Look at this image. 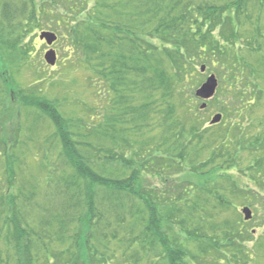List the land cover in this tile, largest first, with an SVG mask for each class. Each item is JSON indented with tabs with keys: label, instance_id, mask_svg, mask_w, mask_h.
Returning <instances> with one entry per match:
<instances>
[{
	"label": "trees",
	"instance_id": "trees-1",
	"mask_svg": "<svg viewBox=\"0 0 264 264\" xmlns=\"http://www.w3.org/2000/svg\"><path fill=\"white\" fill-rule=\"evenodd\" d=\"M43 28L98 55L80 63L121 98L107 130L12 79ZM196 64L219 79L217 126L176 114ZM116 69L125 78L114 83ZM11 110L46 120L61 152L40 160L45 182L21 177L0 126V264H264V233L249 230L264 226V0H0V121Z\"/></svg>",
	"mask_w": 264,
	"mask_h": 264
},
{
	"label": "rangeland",
	"instance_id": "rangeland-1",
	"mask_svg": "<svg viewBox=\"0 0 264 264\" xmlns=\"http://www.w3.org/2000/svg\"><path fill=\"white\" fill-rule=\"evenodd\" d=\"M44 31L58 33L51 31V28H43L35 34L36 37L34 42H32L31 37H29L27 42L32 44L33 48L31 52L32 65L27 66L23 73L19 72V77H16L17 75L15 74V77L12 79L21 82V86L26 89L27 96L34 95L40 102L42 99H45L44 102L46 100L49 102L51 101L52 106H58L64 114V117H68L69 120H85L88 122V124H86L88 127L98 128L103 125V130H107L106 124L111 123L109 117L116 113V109L114 108L117 107L116 104L121 98L113 95V92L109 89L110 84L104 79H101L100 75L95 74L87 67L85 68L81 65L80 61L86 59L85 55L83 54L84 56H82L76 49L72 48L69 41L63 39L60 33L57 34L59 36L58 42L53 46V49L57 51L59 57L58 62L56 66L48 65L44 60V56L49 47H47L45 42L39 40V35ZM84 37L85 31L82 30L81 33L77 34L75 41L79 43L83 42ZM115 47L118 46L116 45ZM106 50H109V48ZM87 56L88 59H86V61L98 58V55L92 56L88 54ZM113 57L114 54L106 59L113 61ZM201 65L202 64H196L195 69L197 72L191 73L192 77L187 79V83L184 86L186 87L184 97L179 96L176 92L173 100L178 108L176 109V114L188 117L191 115L189 112L190 110L196 116H198L197 112H199L202 126L213 127L211 121L213 115L216 113V109L213 108V97L210 100H203L197 97L199 89H201L207 79L213 75V66L211 64H205L204 66H207L208 69L202 73L203 66ZM113 72H116L113 73V77L115 78L112 77L114 83L117 82L118 77L125 78L119 69ZM119 83L122 84L123 87L125 86V82L119 81ZM182 102L192 103L190 106L192 109L188 107L187 104L183 107L181 105ZM204 104H207V107L202 109L201 107ZM118 108L122 109V106L117 107V109ZM117 111L119 113V110ZM33 124L36 125L34 137H28L26 133L29 132L28 129L31 128ZM0 126H3L8 133L7 140L5 141H2V135H0V142L7 143V147L2 150L3 155L7 150L8 154L15 156L16 164H19V166H17V171L21 177H25V175L32 177V175L34 176V174H37V179H35V181L37 183L45 182L44 178L46 176V171L40 160L43 159L44 155H48L50 159L52 158L54 160V157L56 156L57 158V154L61 152L60 147H52L50 144L51 141H48L52 130L51 125L46 120L35 122L34 118L21 117L18 119L14 111L11 110L7 118L4 119V121H0ZM115 139L116 136L114 139L110 140L114 141ZM14 140L18 143L17 148H15L16 144ZM94 140L95 142L97 141L96 138ZM205 141L210 144L209 150H213V136H211L210 133L205 136ZM101 143L104 144L103 142ZM27 157L34 166H29L26 160ZM1 160L2 158H0V177L4 176V171L8 165L1 163ZM172 174L175 175L176 172L172 171ZM169 182L167 186L174 188V182ZM179 182L185 184L184 180ZM155 184L160 185L159 183ZM173 191L172 189V194L174 193ZM193 198H195V201H200L202 199L200 194L193 195ZM184 202L179 203V205L180 208L183 209V214L187 216V206L189 204ZM208 209L212 211L213 205H210ZM259 221H262V219L260 218L258 222L255 221L256 223L249 227L250 231L253 229L257 231L258 235L264 233V226H260ZM188 264H197L195 263L194 257L193 260L190 259L188 261Z\"/></svg>",
	"mask_w": 264,
	"mask_h": 264
},
{
	"label": "water",
	"instance_id": "water-1",
	"mask_svg": "<svg viewBox=\"0 0 264 264\" xmlns=\"http://www.w3.org/2000/svg\"><path fill=\"white\" fill-rule=\"evenodd\" d=\"M40 39L42 41H46L47 45L49 47L53 46L54 43L57 42L58 37L55 33L52 32H43L40 36ZM45 61L50 66H55L57 63V53L55 50H50L45 55ZM206 71V67L203 66L202 72L204 73ZM219 86V81L215 75L210 76L206 83L202 86L201 89L197 92V97L203 100H210L212 97L216 95V91ZM207 107V104H204L201 108L205 109ZM223 116L221 114L214 115L211 125L215 126L222 122ZM242 213L244 215V219L246 222H249L253 218V212L250 208L246 207L242 210Z\"/></svg>",
	"mask_w": 264,
	"mask_h": 264
}]
</instances>
